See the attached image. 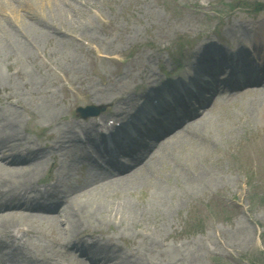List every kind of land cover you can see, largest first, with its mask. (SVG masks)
I'll return each mask as SVG.
<instances>
[{"label":"rangeland","instance_id":"374dc122","mask_svg":"<svg viewBox=\"0 0 264 264\" xmlns=\"http://www.w3.org/2000/svg\"><path fill=\"white\" fill-rule=\"evenodd\" d=\"M63 1L66 10L59 15L60 20L52 26H43L46 39L34 47L32 58L21 60L33 75L34 87L26 76H13V81L18 79L20 89L23 87L17 104L25 109L24 119L30 120L29 115H34L30 94L53 89L62 109L60 122L75 125L90 122H86L91 124L87 131L91 134L90 142L83 140L81 135L80 141L75 143L81 142L91 150L101 171L105 170L102 165L107 164L98 159L100 152L96 144L103 136L94 132L98 127L102 129L100 117L108 113L105 115L107 125L117 120L110 135L128 131L131 126L113 118L115 106L88 96L83 98L84 94L89 95L93 89L102 94L106 86L111 92L127 88L128 103L131 104L129 99L133 94L140 97L135 99L138 103L135 105L145 104L150 97L139 96L148 88L146 77L141 78L139 74L144 66L140 63H149L152 85L174 82L184 70L189 77L202 75L205 63L198 61L195 55L201 45H205L204 48L211 45L217 48L215 52L221 50L226 54L240 53L241 49L236 48L241 47L259 66L264 60V47L260 44L264 38V0H87L84 5L76 0ZM59 27L60 31L56 32L55 28ZM256 41L260 45L257 47L259 54L251 48ZM15 59V56L5 59L0 71L5 74L19 66ZM227 73L223 68L216 78L224 81ZM259 76L264 79V72ZM189 77L183 76L180 83L190 85L193 80ZM240 79L234 78L236 85L241 83ZM243 89L231 91L221 84L214 90L218 103L213 91L204 92L205 101H209L203 110L215 109L211 121L197 124L191 133L183 123L164 136L176 134L174 140L161 148L150 179L157 180L158 186L164 188L165 198L158 201V189L148 182L125 194L126 199L145 211L138 226L130 230L129 241L137 244V231L155 232L156 228L158 239L177 246L176 254L180 246V256L190 251L192 242H199L200 264H264V99L258 102L261 105L253 115L249 112L252 98L241 95ZM15 93L8 84L0 88V110L9 106L8 97ZM233 93L236 94L231 96ZM64 96L67 102L62 99ZM195 102L190 99L189 108L196 109L198 103ZM87 105H95L102 111L98 116L78 117L76 107ZM201 112L189 122H197ZM32 121L29 131L25 130L28 124H23L26 143L47 152L50 128H45L37 119ZM141 137L146 144L150 142L149 138ZM250 142L261 144L255 157L245 152ZM9 153L18 155L14 151ZM101 155L105 157L104 153ZM64 157L68 159L67 154ZM82 169H72L66 177H70V181L82 180L85 176ZM44 175L38 182L41 187L51 182L48 175ZM114 196L111 194L110 198L114 200ZM63 207V203L60 204L59 211ZM10 209L15 210H7ZM102 228V232L109 234L118 226L105 222ZM250 236L251 244L246 242ZM32 238L36 243L47 241L41 237ZM164 255L162 250L153 254L157 259H163ZM72 256L73 253L69 259Z\"/></svg>","mask_w":264,"mask_h":264},{"label":"bare ground","instance_id":"6f19581e","mask_svg":"<svg viewBox=\"0 0 264 264\" xmlns=\"http://www.w3.org/2000/svg\"><path fill=\"white\" fill-rule=\"evenodd\" d=\"M76 1L82 5L87 3V0ZM64 6L63 0H0V66L12 56L20 63L11 72L4 74L0 71V88L8 84L16 92L8 97L9 106L0 110V264H200L199 242H192L190 251L180 256V246L176 254L177 246L158 239L156 228L155 232L137 231V244L129 241L130 230L138 226L137 222L144 218L145 211L126 199L125 194L148 182L158 189L157 200H164V188L158 186L157 180L150 179L161 148L174 140L176 134L164 136L183 123L191 133L197 124L211 121L215 109L203 110L209 101H205L204 92L213 91V98L218 103L214 90L221 84L231 91L245 88L241 95L252 98L253 106L249 112L256 114L261 105L258 102L264 99V79L259 76L264 72V60L259 66L241 47L236 48L241 49L240 53L226 54L221 50L215 52L217 48L211 45L207 48L201 45L195 55L198 61L205 63L202 75L189 77L190 74L184 70L174 82L152 85L149 63H140L144 66L139 74L141 78L146 77L148 88L139 96L150 97L142 106L135 105L138 104L135 99L140 97L133 94L129 99L131 104L127 102V88L111 92V88L106 86L102 94L97 89L91 90L89 95L84 94L83 98L88 96L115 106L113 118L117 117L131 126L128 131H116V135H110L117 120L114 118V123L107 125L105 115L108 113L100 117L102 129L98 127L94 132L103 136L96 144L100 152L98 159L107 163L102 165L105 170L101 171L91 150L82 146L81 142L75 143L81 135L83 140L90 142L91 134L87 133L90 122L79 125L60 122L62 109L53 89L45 88L36 95L30 94L34 108V115H29L30 120L24 119L25 109L17 104V98L23 95V87L20 89L18 79L13 81V76H26L28 83L34 87L33 75L21 60L33 57L34 47L46 39L43 26L56 24L60 20L59 15L66 10ZM67 7L70 9V5ZM258 26L261 27L262 23L259 22ZM60 28H55L56 32ZM92 36L97 39L95 34ZM260 44L264 45V38ZM258 46L256 41L251 47L257 54L260 53ZM223 68H226L228 76L220 82L216 77ZM183 76L193 80L190 85L180 83ZM236 77L241 78V83L237 85ZM79 92L83 94V91ZM65 98L62 99L67 102ZM220 98L222 100L223 97ZM190 99L198 103L196 109L189 108ZM198 112L202 113L199 120L189 122ZM36 119L45 128H50L47 152L30 142L26 143L23 124H28L25 130L29 131L32 120ZM105 131L109 134L103 135ZM141 136L149 138L150 142L146 144ZM260 145V142H250L245 152H251L255 157ZM83 149L86 151L78 153ZM12 151L18 155L10 154ZM22 152L24 154L20 155ZM103 153L105 157L101 155ZM80 168L85 173L82 180L70 181V177H66L72 169ZM43 174L48 175L51 182L41 187L38 182ZM111 194H115L114 200L110 198ZM62 203L63 210L59 211ZM9 208L15 210H7ZM105 222L116 223L117 230L109 234L102 232ZM34 236L47 241L36 243L32 238ZM246 242L253 243L252 237H247ZM158 250L165 253L163 259L153 256ZM72 253L74 256L69 259Z\"/></svg>","mask_w":264,"mask_h":264},{"label":"water","instance_id":"95a60500","mask_svg":"<svg viewBox=\"0 0 264 264\" xmlns=\"http://www.w3.org/2000/svg\"><path fill=\"white\" fill-rule=\"evenodd\" d=\"M98 112H99V109L93 105H89V107L85 106V107L76 108V113L78 114V116H81V117L96 115L98 114Z\"/></svg>","mask_w":264,"mask_h":264}]
</instances>
